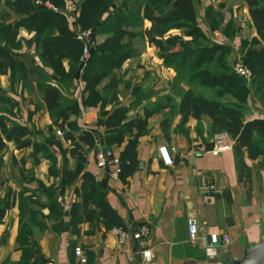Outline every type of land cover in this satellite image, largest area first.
I'll return each instance as SVG.
<instances>
[{
  "label": "crops",
  "instance_id": "obj_1",
  "mask_svg": "<svg viewBox=\"0 0 264 264\" xmlns=\"http://www.w3.org/2000/svg\"><path fill=\"white\" fill-rule=\"evenodd\" d=\"M64 1L70 27V22H74L77 15V0ZM200 1H203L199 6L201 15L206 6L216 8L221 4L223 26L230 20L235 24L236 32L232 39L222 35L223 26L211 36L214 42L231 48L230 58L233 60L239 55L243 40L257 37L247 17L245 3L240 0L237 7H232L226 0ZM144 25L148 27L149 23ZM24 33L26 39L34 36V33ZM204 33L209 34L206 27ZM97 40L103 41L104 36ZM143 45L145 49L136 50V56L131 59L141 60L137 63L151 75L166 74L169 82L175 75L174 71L162 66L154 47L146 41ZM24 50L44 73L51 77L54 75L53 71L41 65L34 46ZM63 67L68 70L66 62H63ZM0 78L7 85L0 90L13 105L5 115L24 124L34 142L33 146L22 150L6 143V148L0 152V203L7 192L14 202L0 221V264H139L140 253L145 249L152 253L148 264H226L224 258L239 259L246 244L258 241L263 219L260 209L264 205V159L249 160L243 151V162L250 169V178L249 181L241 180L234 146L231 151L218 156L194 151V144H201L207 150L212 147L208 119L200 123V136L195 130L197 121L189 119L186 124L188 136H184L175 131L180 119L175 117L166 138L160 129L164 115L149 119L146 131L138 137L135 149L138 165L132 174L126 173L116 181L105 180L100 175L95 177L106 190L104 200L114 211L117 222L100 217L87 220L79 210L78 220L75 225H70L69 215L57 206L51 208L54 198L47 194L60 195L71 205L80 203L74 194L80 181L66 178L75 167L78 153L52 127L34 83L31 82V87L15 85L11 89L8 75ZM76 82L62 85L59 79L51 80L66 99L76 103L78 114L71 120L79 129L93 131L94 145L84 148V151L85 170L94 176L96 151L104 148V128L98 125L101 118L99 105L83 106L84 83ZM153 91L167 94L168 86L157 85ZM245 106L246 119H264V107L250 92ZM49 138L56 145H50ZM125 143L126 139L121 146L112 148L116 155L121 154ZM168 145L175 146L176 152L170 154L172 164L164 165L158 148ZM190 217L206 223L205 237L217 234L229 238L228 245L220 243L217 246L215 258L210 260L201 251L200 246L205 242L202 237L197 245L188 242L187 219ZM115 224L129 232L121 241L112 234V230L118 228L113 227ZM141 226H147L150 234L144 240L135 241L131 232ZM77 248L82 251L85 263H80L73 253Z\"/></svg>",
  "mask_w": 264,
  "mask_h": 264
},
{
  "label": "trees",
  "instance_id": "obj_2",
  "mask_svg": "<svg viewBox=\"0 0 264 264\" xmlns=\"http://www.w3.org/2000/svg\"><path fill=\"white\" fill-rule=\"evenodd\" d=\"M48 1L56 12L36 5L34 0H0L12 14H0V76L8 75L11 89L15 85L31 87V82L34 83L52 127L78 153L71 176L66 177L80 181L74 189L80 203L71 205L65 213L70 217V225H75L79 210L87 220L100 217L117 222V219L104 200L106 190L102 182L85 170L84 148L93 147V131L79 129L71 120L78 114L77 105L51 84L52 79H59L62 85L79 79L84 83L81 104L99 105L98 125L104 128L102 145L105 150L121 146L126 139L118 156L119 178L126 173L132 174L137 168L135 149L148 120L164 115L160 129L166 138L175 117L180 118L175 131L184 136H188L189 119L197 121L195 130L199 136L200 123L205 119L210 121L212 137L219 132L227 133L234 142L239 178L249 181L250 169L243 162V151L249 160L264 159V119L245 118L249 92L264 107V0H242L257 35L250 43L243 40L240 46L242 63L252 75L250 85L232 71L231 48L210 38L223 26L221 4L216 8L206 6L200 15V0H77L78 11L72 26L91 28L96 39L104 36V40L90 50L89 59L81 69L82 44L68 25L65 1ZM145 22L149 23L148 27ZM201 25L209 34L204 33ZM21 31L34 33V36L24 39ZM235 32L232 20L222 27V35L227 39H232ZM140 41L154 47L162 66L172 69L175 75L168 83V93L156 99L153 93H145L142 86H132L129 94L134 100L123 106L117 99L118 79L113 70L120 69L125 61L136 56L135 45ZM32 46L41 65L53 71L52 77L24 50ZM63 62L68 66L67 71ZM196 86L213 91L216 99L198 93L194 89ZM108 107L110 109L106 110ZM12 109L11 99L0 90V152L6 148V143H12L16 150L34 145L28 128L5 115ZM132 111H136L134 116L130 115ZM48 143L56 145L52 138ZM47 195L54 198L51 208H59L56 199L60 195L55 196L53 192ZM13 203L7 192L0 203V221ZM115 225L113 227H122Z\"/></svg>",
  "mask_w": 264,
  "mask_h": 264
},
{
  "label": "built area",
  "instance_id": "obj_3",
  "mask_svg": "<svg viewBox=\"0 0 264 264\" xmlns=\"http://www.w3.org/2000/svg\"><path fill=\"white\" fill-rule=\"evenodd\" d=\"M36 5L45 6L47 9L56 11V9L49 3L48 0H34ZM73 22H70V28L74 31L76 40L82 44V52L79 60V65L82 68L85 67L89 56L90 50L95 47V40L93 38L91 30L78 29L72 26ZM232 71L242 77L246 82H249L252 78L251 72L242 65L238 58H234L231 65ZM80 81V80H79ZM60 134V133H59ZM212 147L210 150H206L205 147L201 144H194L193 149L198 154L210 153L212 156H218L225 154L232 150L234 142L231 141L230 137L225 132L216 133L211 139ZM176 148L173 145L162 146L158 148V154L161 157L164 165H171L172 159L170 154L175 153ZM94 178L98 175L102 177H107L110 180H118L120 174L119 167V157L114 153L113 150H105L104 148H99L95 154L94 160ZM56 203L59 205V208L63 213H67L71 208V202L62 197L57 196ZM206 232V223L196 220V218L190 217L187 219V235L188 242L192 245H197V242L201 239H204V243L201 244L200 249L203 254L208 259H213L217 256V246L222 243L223 245H228L230 240L225 235L210 234L208 237H205ZM113 236L121 241L129 232H126L123 228H114L112 230ZM150 234V229L147 226H141L135 231L131 232V236L135 241H141L147 238ZM2 248L0 245V252ZM75 256L79 259L80 263H85V258L80 249H75ZM152 260L151 250L145 249L140 253V263L139 264H148Z\"/></svg>",
  "mask_w": 264,
  "mask_h": 264
},
{
  "label": "rangeland",
  "instance_id": "obj_4",
  "mask_svg": "<svg viewBox=\"0 0 264 264\" xmlns=\"http://www.w3.org/2000/svg\"><path fill=\"white\" fill-rule=\"evenodd\" d=\"M202 2L203 1H200V4ZM226 2L228 3V5H230L232 7H237V5L240 3V0H226ZM200 7H201V5H200ZM3 12L5 14L9 13V16H12L10 11L7 10V8L3 5V2H1L0 3V14H2ZM199 21H201L200 16H199ZM200 24H202V23H200ZM200 27L204 31V25H201ZM84 30H91L92 35H93V30L91 28L84 29ZM174 34H178V32H175ZM25 36H27V35L23 31H21V37L26 39ZM93 38L95 40V45L98 42H100L94 36H93ZM251 39L248 38L247 39V41H248L247 43H250ZM135 47H136V50H138V51L139 50L143 51L145 49V46L143 45V41L142 42H137ZM238 54L239 55L235 56V59L238 58L239 61L242 63V54H241L240 51L238 52ZM138 61H141V60H139V59H131V60H129V62L127 63L126 66H124V63H123V65H122V67L120 69L113 70V74H114L115 78L118 79V82H117V85H116V88H115L117 93H118V98L117 99H118V102L120 100L121 104H123L122 101L125 103V104H123V106L129 105V103L134 100L133 97L129 94V90L132 88V86L133 87L135 85L142 86L144 91H145V93H148V92L150 93L151 92V93H153V95H155L153 97V99H156L158 97V95H162V94H160V92H159V94H158V92H153V89L155 87H157V85L158 86H165V85L168 86L169 82H167V78H166L167 75L166 74H163V75L162 74L161 75L153 74V75H151L149 72L145 71V69H143L141 66H139V64L137 63ZM231 61H233L232 58H230V65H232ZM242 65H243V63H242ZM143 74H144V77H142V79H141V76ZM79 80H77L76 83L80 82ZM246 83H247V85H250L251 80L249 82H246ZM6 87H7L6 82L3 80V78H0V88H6ZM194 89L198 93H201V94H203L206 97L215 98V95H214L213 91H211V90L204 89V88L197 87V86ZM126 97H128V100L125 99ZM135 112L136 111H132L130 115L134 116Z\"/></svg>",
  "mask_w": 264,
  "mask_h": 264
},
{
  "label": "water",
  "instance_id": "obj_5",
  "mask_svg": "<svg viewBox=\"0 0 264 264\" xmlns=\"http://www.w3.org/2000/svg\"><path fill=\"white\" fill-rule=\"evenodd\" d=\"M260 213L263 215L261 223V235L254 244H246L239 259L224 258L226 264H264V205Z\"/></svg>",
  "mask_w": 264,
  "mask_h": 264
}]
</instances>
